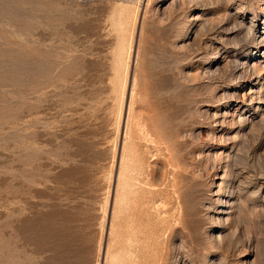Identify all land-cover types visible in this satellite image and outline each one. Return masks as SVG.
Wrapping results in <instances>:
<instances>
[{"label": "rangeland", "instance_id": "rangeland-1", "mask_svg": "<svg viewBox=\"0 0 264 264\" xmlns=\"http://www.w3.org/2000/svg\"><path fill=\"white\" fill-rule=\"evenodd\" d=\"M0 264H264V0H0Z\"/></svg>", "mask_w": 264, "mask_h": 264}]
</instances>
